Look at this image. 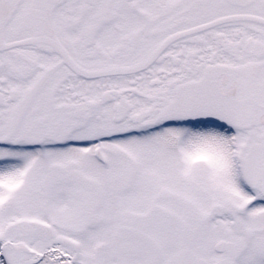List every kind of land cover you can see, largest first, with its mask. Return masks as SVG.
Wrapping results in <instances>:
<instances>
[{
  "label": "snow or ice",
  "instance_id": "obj_1",
  "mask_svg": "<svg viewBox=\"0 0 264 264\" xmlns=\"http://www.w3.org/2000/svg\"><path fill=\"white\" fill-rule=\"evenodd\" d=\"M0 264H264V0H0Z\"/></svg>",
  "mask_w": 264,
  "mask_h": 264
}]
</instances>
